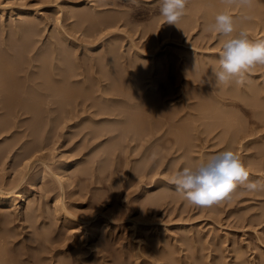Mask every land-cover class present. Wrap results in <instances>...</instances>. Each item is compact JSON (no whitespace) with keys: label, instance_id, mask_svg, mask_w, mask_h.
Wrapping results in <instances>:
<instances>
[{"label":"rangeland","instance_id":"obj_1","mask_svg":"<svg viewBox=\"0 0 264 264\" xmlns=\"http://www.w3.org/2000/svg\"><path fill=\"white\" fill-rule=\"evenodd\" d=\"M93 1L94 2H100L102 4V2L99 0H75V1L74 0H0V8L6 7L5 13L4 14L0 13V19L2 18L1 21L4 20V23H6L7 25L8 24L12 25L13 23L15 24L14 20H18V19H16V17H14V18L11 17L10 11L15 10L14 12L16 13L17 10H23V9L28 10L29 9V11L32 12L33 17L37 16V18H35V21L38 24H41V25H39L40 28H43V30H40V37L41 38H39V40H40V41H38L39 44L36 45L37 49L40 48L41 46H43L44 44L49 46V43L53 40L55 41L57 39L56 37H58V35H59L58 38L60 39V37H61L60 32H63L65 30L64 32L68 31V33L71 35V36H69V38H75L76 41H79L78 43L75 41L76 44L78 45L79 49H78V47H75L74 45L71 47H74V51L77 48L76 51L78 53L76 52V54L78 55V57H81L80 59L84 58V59H82L84 61L88 60V59L85 60V57L86 58H88L90 56L94 57V55L97 57L98 55H101L103 52H105V50L107 49V47L111 43L114 45L116 43L117 46L120 44L118 46V49L120 48L119 53L121 51L123 52V56H124L123 60H125V59L128 60L130 56L132 57V56L137 55V57H135V58L140 57L143 60L146 59L145 62L147 61L146 63H149V64L155 62L153 64L158 65L159 61H160V63H162L163 61L166 62V61L170 60V64H168V65L172 64V66H173V65H176L175 60H177L181 57V59L179 61L181 63L182 57L183 56L185 58L189 57V53H190V55H191L190 57L192 59H194L193 58L194 54L195 55L198 54L197 56L199 57L201 53H202L201 55H214V56H216L218 54L217 56L219 57V51L222 47V43H223V40L225 38L221 37L215 33H211L209 31L207 33L205 32V34L200 32V31H203L202 28L203 27L205 28V25H208V23H210V21H211V23L214 22V18H215L214 13H212L214 15L210 14V16H212V17H210L208 20L205 19L206 18V14H205L206 11L211 10L210 9L211 8V4H210L211 1H209V0H206V1L201 0L203 2H200V0H194V2H193V0L192 1L188 0L186 12L195 14L196 18L198 19L196 24L200 23V25H202V26H200L198 24V26L195 28L196 31H192L193 33L191 32L192 34H190L189 36L187 34L184 35L183 38L179 41L176 39V41L175 40L174 41L168 40L169 41L168 42L167 40L166 41L164 40L165 42H163V40H162V42H161L162 45H161V43H160V45H158L159 49H157V47H156L157 45L154 43L155 44L154 50H153L154 44L152 43V40L156 39V36H158V35L162 36V34L160 35V33H162V29L166 28L165 25H167V24L162 19L159 21L162 23V24L160 23L161 26H159L158 29H156L157 25L155 24L156 23L155 20L159 19L161 16H160V14L156 15L153 13V11H151L153 4H151V6H150L149 4L147 5V4L143 3L142 7L136 8L132 5H130L128 0H115L114 2H113V0H108L109 2H105L104 3L105 6H102V8H101L100 7L101 4L99 3L100 5H97V7L99 6V8H97V10L107 9L106 12L108 11L107 12L108 14H113V13H117V12L118 13L121 12L122 14L123 13H126V14L130 13V14H128V16H126V18L128 20L130 19V21L126 20L127 21L126 22V21L122 20L120 24L116 25L117 27L111 26L112 28L109 27L111 30H107V31L104 29V31L102 32L104 34V36L100 32L102 38L100 37V34L98 35L99 38L92 37L89 39L86 37L84 38L83 34H81L82 33L81 31L73 33V32H75L74 29L76 28V26L78 29H80L78 27V25H76L77 19H75V17H74V19L72 18V19L67 20L65 17V12H64V14L62 12L63 9L68 7L69 10H73V11H77V10L81 11L82 9H83V11L88 10V7H90V5H96V3L94 4ZM90 2H91V4H90ZM197 2H199L201 4H199ZM208 2H210V3H208ZM219 2H220V0H219ZM107 3H109V4H107ZM195 3L197 4V7H196ZM65 5H68V6H65ZM193 5L196 8H194ZM198 5H200V6H198ZM261 5L264 6V2ZM72 7H74V8H72ZM205 7H206V9H205ZM76 8H78V9H76ZM191 8H193V9L191 10ZM260 8H262L261 10H259L260 13L255 12L258 10L252 8V9H254L253 10V12H254L253 16H252L253 12L251 11V9L248 11L247 10H245V11L244 10H241V11L240 10L239 11L238 10H235V11L232 10V12H230L234 17L237 18V21L239 18H241L245 15H248V16L250 15L252 17L253 20L252 19L250 20V23H251L250 27L252 29H250V27L246 28V29H248L250 38L254 39V40L264 38V8L262 6H260ZM79 9H81V10H79ZM111 11H112V13H111ZM106 12H105V14H106ZM199 12H201V13H199ZM245 12H247L249 14H247ZM256 13H258V14L256 15ZM197 14H198V17H197ZM23 16H25V14ZM153 16H155V17H153ZM200 18H204V19H200ZM39 22H41V23H39ZM73 22H75V25L73 24V26H72ZM203 22L205 25H203ZM126 23H128V24H126ZM153 24L155 25V28H153L154 27ZM163 24H164V27H162ZM252 25H254V26H252ZM129 26H131V27H129ZM71 27L72 28L74 27V29H72ZM115 28H116V30H115ZM136 28H137V30H136ZM149 28L154 29V31L152 30V33L149 32L150 31ZM106 29H108V28H106ZM142 29H143V31H142ZM71 30H72V32H71ZM112 30H115V31H112ZM105 31H106V33H105ZM144 31L145 32L147 31L148 33L147 32L145 33ZM155 31H156V33H155ZM199 32H200V34H199ZM234 35H235V33H234ZM186 36H187V38H186ZM53 37H55V38H53ZM211 37H212V39H211ZM52 38H53V40H52ZM77 38H79V39L77 40ZM82 38L85 41H82L83 40ZM160 39H162V38H158L157 40L159 41ZM157 40H153V41L157 42ZM187 40H189V41H187ZM209 40H211V41H209ZM87 41L89 43H91L92 45L88 44ZM183 41H184V43H183ZM117 42H118V44H117ZM79 43L83 46L79 45ZM82 43H84V44H82ZM150 43L153 45H151ZM132 44L134 45V47L135 46L136 47L134 48ZM85 45H87V46L89 45V47H87ZM150 46H152V48ZM179 46H181V47H179ZM86 48H91L90 50H92V51H90V53L86 52V54L88 53L89 56L85 55L84 51ZM170 48H173V49H170ZM136 49H138V51L140 50L142 54L141 55L136 54V53H140V51L138 52ZM142 49L144 52H148V53L142 52ZM203 51H205V52H203ZM178 52H179V54H178ZM193 52H196V53L193 54ZM134 53H135V55H134ZM180 53H182L183 55ZM184 53L187 54L188 56L185 55ZM34 54H35L34 52H33V54L31 53V56ZM144 54H149L148 56H151V57H144L143 58ZM83 55H85V56L83 57ZM178 55L179 56L181 55V56L179 57ZM197 56H195L196 59H198ZM214 56H209L208 60H210V57L213 58ZM217 56H216V58H217ZM152 57H154L156 59H151ZM169 57H170V59H169ZM172 57H173V59H172ZM176 57H178V58H176ZM184 57H183V60L185 59ZM147 58H148V60H147ZM161 58H162V60H161ZM216 58L214 57L213 59L216 60ZM131 59H133V57ZM165 59H167V60L165 61ZM200 59H201V56H200ZM172 61H175V62H172ZM156 62H158V63H156ZM164 62L162 64H160L161 68H163L162 67L163 65L166 66L167 63H169V61L166 63H164ZM87 63L90 64V62H87ZM153 64H151V65H153ZM160 66H159V68H160ZM256 68H258V66ZM255 69H253V70H255ZM253 70H252V72H253ZM105 71H107V69ZM154 71L155 70H153V72H152V76L154 74ZM252 72L250 73V75H248V77H249L248 80H250L249 82H251L252 84L256 82L255 84H256V86H258L257 89L258 90L261 89V90H259L260 93L257 92L258 95L256 93L254 94V95H256V97H254V95L252 96V98H254V99H252L251 97H250V99L253 102H255L254 106H256V108H258V109L263 108L264 109V104H263L264 103V93H263L264 92V68L263 67L261 69L258 68L254 71L255 73H252ZM176 73L177 72H171V73H168L167 76L165 75V78L168 77L167 78L168 80L165 79V81H169L173 85L172 87L175 88V89L173 88L175 92L177 90H179L176 88H179L180 86L185 87V90H189V92L191 91V89H192L193 93H196V92H194L195 90L198 93L200 92V89H196L194 86V84L197 82H194V84H192L191 80H189L190 76H189V78H187L186 76H182L181 78H179ZM169 74H171V75H169ZM156 76H158V75L156 74ZM156 76L154 75V77H156ZM173 76H174V78H173ZM178 78H179V81L177 80ZM251 80L252 81L254 80V81L252 82ZM185 81H187V82H185ZM145 82H147V81H145ZM150 82L151 81L149 78V80H148L149 84H147V85H151ZM176 82H178V83H176ZM249 82H246L245 85L248 84ZM174 83H176V85ZM189 83H190V85H189ZM185 84L186 85L188 84V86H191V89H190V87L186 88ZM255 84H253V85L255 86ZM258 84H261V85H258ZM92 85H94V82L92 83ZM195 85L199 86L200 84L197 83ZM262 86H263V88H262ZM149 87L150 86H147L146 89H148ZM192 87L195 88V90ZM227 87L224 86V87H221V89L224 88L222 90H225L224 92H226V90H229V87L231 88V86H229L228 88ZM213 89H214V87L213 88L211 87L209 90L212 91ZM95 90H96V88H95ZM179 92L182 93L183 91L180 90ZM179 92L177 91L178 95H180ZM192 92H190V93H192ZM202 92L203 91L201 90L200 94ZM212 92H211V94H212ZM206 93L203 92L202 95H204ZM260 94L263 97L260 96ZM206 95H208V93ZM175 96H177V95H175ZM175 96H174V98L172 97L173 102H169L168 104H166V106L171 107V109H173V110H175V108L177 107V106L175 107L176 104L178 105V104L183 102L182 97L179 99V98H176ZM174 99H175V101H174ZM257 100H258V102H256ZM261 100H262V102H261ZM193 101H190V102H193ZM223 103L224 104L226 103V105L222 104L221 109L224 108V111L229 110L230 112H234V114H236L235 115L236 119L238 120L239 123H241V124L244 123L243 124L244 127L247 126L246 128L250 127V129H254L255 132L257 131L256 134L253 135V137H250L251 139L249 137H247L246 140L243 139L244 142H242V146L244 148L241 146V143H240V145H238L239 142H237L235 144V146L236 145L241 146V149H240V147L238 148L237 146L236 147L234 146V147L236 149L238 148L237 150L236 149L235 150L241 155V158L243 159L244 163L247 164L246 166H247L248 171L250 173V179L251 180H264V155H263L264 154V151H263L264 145L262 146V144L264 143V132H263L264 131V127H263L264 124L262 122H260V120L254 115V112L251 111L250 107L245 106V109L249 110V111L248 110L245 111V109L242 110L237 106L235 107V105H227L228 103L226 101H224ZM179 106L181 107V105H179ZM219 107H220V103H219ZM237 117H239V118H237ZM250 117H252V118H250ZM255 117H256V119H255ZM23 118H27L24 122L25 124L23 123L25 125L24 128L22 127L23 125L21 126V128L15 126L14 128H16V129L12 128V131H10V133H8V135H7V133H3V135L1 134L2 136L0 135V151L3 149L2 147H3V145H5V143H6V145L4 146L5 148L9 144H11L10 146H11V148H13L10 152V155L9 154L7 155L8 158L6 157L3 159L0 156V185H1L0 186V188H1L0 192L1 191L5 192L7 190V188L9 186H11L8 188V190L11 188L12 189L15 188V189H13V190L11 189L10 191L7 190L6 192H11V195L15 194L14 196H17L16 193H18V192L24 193L26 195V198H28L27 202L30 203V204H28L27 202L22 201L20 203V205H18V207L17 206L11 207L12 209H10L11 211L9 210L10 212L7 211L9 207H5L3 205H0V213L2 212V215H3L4 213L7 212V215L10 214L11 216L10 215L9 216L12 217L13 223L12 222L9 223L10 225L7 224V227H9L8 229H10L12 231V234H13V232H15L14 235L16 234L18 242L23 241L24 237L28 236L30 238L32 236L31 234H34V232L37 231L39 229V226H40L39 230H41L42 228H45V229L49 230V232L52 233V235L49 234V238H51L52 236L56 237L57 239L61 238L60 240H62L65 244H72V242H74V244L72 245L71 248H73L74 251L75 250L78 251V253L77 252L75 253L74 251H72V252L70 251L69 252L70 257L68 256L69 258H67V259H63V256L58 257L59 260H61V261H62V259L66 260L70 264L77 263V261H75V259H77V260L80 259L77 264H94V263L99 264L103 260H104L103 261L104 264L105 263L111 264V262H112V264H121L122 261H125V260H127L126 264H129V263H131V264H145V263L146 264H188V263L189 264H192V263L193 264H197V263L198 264H214V263L218 264L219 263L218 261L222 262L219 264H228V263L229 264H238V263L239 264H242V263L243 264H262L264 262V191L247 192V191H243L242 189H238L235 193L236 195L233 194V196H232L233 199L231 198L232 200L230 199V200L222 201V202L216 204L215 207H214V205L211 207H195V206L188 204L184 200V198L181 194L174 191L175 186L170 183L171 177L173 175H175L176 171L178 169H180L181 167L186 166L188 163H189L188 166H191V165L194 166L196 163H199L200 161L207 160L208 158L216 155L218 152H222V151L229 149V147H227L228 142L225 141L226 143L223 144L224 142L221 139L220 131L222 129L216 130L217 132H214L212 134V136L206 138L207 140H201V139L196 140V141L193 140L191 143L193 145H190V146L188 145V147L191 151L188 149V147L186 148L188 151L186 149L178 151V150H176V148H174V150H173L174 145L172 143L169 144L168 142L164 143V141H160V143L156 144V146L158 148H156L155 145H154L155 148H154V146H153V148L151 147L153 152L150 150L149 155L147 156L145 154L144 150L148 145H150L149 143L144 144V143H140V142H132V144H130L128 142L125 143V141L124 142L122 141V144L119 145L120 147L117 150H115V152L113 151V154L115 153V156L112 154H111V156H109L110 154L109 155H105V154L108 151L107 149H109L108 147H110L112 145L111 144V142L113 141L112 139H109V137L107 136L108 138L102 137L103 139H101V140L100 139H98V140L94 139L95 140L94 141V140L89 139L88 136L84 137V134H86L87 132H89L88 130H90V128L86 129L85 127L86 126L90 127V125L92 124L91 121L90 122L86 121L87 122V123H85V125L87 124L86 126L83 125L84 123L82 125L80 124L81 126L80 125H77V127L73 126L75 128L70 127V126H72L71 123L74 124L73 122H70V124H68V125L67 124H64V125H62V124H56L55 125L54 124L56 130H58L56 132L55 128L53 127L52 131L54 130L53 131L54 133L53 132L51 133V131L49 133L45 131L46 133H44L43 132L44 127H42V132L44 133V137L43 138L41 137L40 141H39V139H36L37 138L36 136H37V134H39L41 132H39V133L34 132V133H37L35 136L33 131L29 130L30 129L29 123H30V121H32V118H30V115H28V116L26 115ZM244 118H245V120H243ZM97 124L96 125L98 127L102 123H97ZM96 125L92 124L91 129H96L97 128V127L95 128ZM64 126H66V127H64ZM67 126L69 128H67ZM92 126H93V128H92ZM46 128H45V130H47ZM79 128H80V130H79ZM82 128H84V129H82ZM256 128H258V130ZM63 129H64V131H63ZM83 130H85V131L83 132ZM39 131H41V129ZM69 131H71V132H69ZM14 132H15V134L17 133L16 136L13 134ZM74 132L75 133L77 132V134L75 135ZM258 132H259V134H258ZM81 133H83V134H81ZM52 134H53L54 139L56 138L55 140L53 139ZM54 134H56L57 136L55 135L56 136L55 137ZM26 135H27V137H26ZM29 136H32V138ZM50 137H51V140H50ZM70 137H73V139ZM83 138H85L86 140ZM202 138H204V137H202ZM33 139H36V140H33ZM41 139H42V141H41ZM70 139H72V140H70ZM15 140H16V142H15ZM18 140L20 143H18ZM37 140L39 142H37ZM243 140H241V141H243ZM253 140H255V141H253ZM31 141H34V142H31ZM118 141H117V143H119ZM252 141H253V143H252ZM87 142L88 143L90 142V144H88ZM12 143H13V145L14 144H16V145L13 147ZM83 143L86 145V146L84 145L85 147L81 146V145H83ZM123 143L125 144V146ZM134 143L136 145L138 143L137 147H135L136 145ZM244 143H245V145H244ZM246 143L247 144L250 143V144L246 145ZM40 144H42V145H40ZM142 144H144L145 146H143ZM133 145H134V147H133ZM158 145H160V146H158ZM194 145H196V146H194ZM26 146H28V147L26 148ZM36 146H38L39 148L42 147L43 149L40 148L41 149L40 150ZM78 146L80 148L81 147L82 148L81 149L77 148ZM127 146L129 147L128 148L129 150L126 149ZM245 146H250L249 149L247 148L249 151L246 149ZM260 146H261V148H263V149H261L263 154H259L261 152ZM131 147H132V150H131ZM167 147H170V148L172 147V148L169 149ZM258 147H259V150H258ZM31 148H33V149L36 148L35 150L37 152H35V150H33V149L31 150ZM135 148L137 151L140 150L141 153L139 151L137 153ZM164 148H167V149H165V151H164L163 150ZM77 149L78 150L80 149V150L78 151ZM101 149H102V151H101ZM159 149H161V151ZM122 150H124V151H122ZM157 150H158V152H157ZM235 150H233V151H235ZM23 151H26V152L24 153ZM30 151H31V153H30ZM125 151H126V153H125ZM32 152H35V153H32ZM61 152L63 154H61ZM104 152H105V154H104ZM132 152H134V153H132ZM155 152H157V153L154 154ZM99 153H101V154H99ZM102 153H103V155H102ZM118 153L120 156L118 155ZM135 153H136V155H135ZM162 153H164V154H162ZM182 153H183V156H182ZM29 154H31V155H29ZM77 154H78V156H77ZM158 154H159V156H161L162 159H160ZM27 155H28V157H27ZM153 155L155 156V158H153L154 157ZM184 155L187 157H184ZM102 156H103V158H102ZM260 156H262V157H260ZM65 157H66V159H65ZM107 157H109V158H107ZM158 157H159V159H158ZM84 158H86L87 160ZM114 158H115V160H114ZM118 158H119V160H118ZM151 158H153V159H151ZM111 159H113V160H111ZM106 160H108L109 162ZM77 162H80V165H79L80 167L75 165ZM249 162H250V164H249ZM81 163H83V164L81 165ZM155 163H156V165H155ZM67 164H69V166ZM85 164H87V165H85ZM64 165H67V167H65V169H63ZM84 165L87 167L91 166L93 169L88 168L87 170L89 172L87 171L86 175L84 173L83 175L79 174L80 175L79 176L76 173V170L77 171L81 170V168H83ZM104 165H106V168ZM146 166H147V168H146ZM151 168L153 171L151 170ZM66 169H67V172H66ZM251 169H253V170H251ZM145 170H146V173H145ZM90 172H91V174H90ZM87 173H89L90 175ZM20 175H21V177H20ZM70 180H71V184L69 183ZM15 181L18 183L20 182V184L19 185H18V183L16 184ZM9 184H11V185H9ZM12 184L15 186H13ZM147 189H150V193L151 194L153 193L152 194L153 196H155V195L157 196V195H159V193H162V192H167V193H170L169 195L172 196V198L167 197L168 200H167V198L163 199L159 203L152 205L153 207L150 204V206L152 207V209H151V207L148 204L149 198H145V197L143 198ZM158 191H160V192H158ZM151 194H150V196H152ZM17 199H18V201H17V204H18L20 199L19 198H17ZM136 199H138V202L136 201ZM139 199L141 201H139ZM161 202H162V204H161ZM26 203L28 205H30L31 207L36 206L35 207L36 208V211H35L36 216L34 215V217H36V218L35 219L33 218L34 220L33 219L30 220L31 218L26 219L22 215L23 213L25 214V212L27 210L26 207L28 205ZM59 205H61L62 208H60ZM146 205H147V207H145ZM51 210L53 211V213ZM29 223L32 226L34 225L36 227H34V226L31 227V225ZM35 223H37V224H35ZM45 223H46V225H45ZM35 228H38V229H35ZM50 229H51V231H50ZM18 233L20 235H17ZM27 233H28V235H27ZM29 233H31V234L29 235ZM63 238H64V240H63ZM78 243H80V244H78ZM107 243H108V245H107ZM19 244H20V242L16 246L17 250L21 245V244L20 245ZM197 245H198V247H197ZM75 246H77V247H75ZM217 246H218V248H217ZM59 247H61V248H58L59 250L64 249V246H59ZM104 247H105V251L102 252L103 251L102 249ZM166 247H168V248H166ZM219 247H220V249H219ZM79 248H80V250H79ZM20 249H22V245H21ZM81 251H82V253H81ZM129 251H131V253ZM173 251H176V253L174 254ZM165 252H167V253L172 252L171 256H173V257L171 258V257L166 256V255L164 256L163 254H165ZM73 253L75 254V257H77V258L74 257ZM196 253H198V254H196ZM160 254H162V255L160 256ZM43 255L49 256V255H47V252H45ZM72 255H73V258L71 257ZM104 255H106L105 257H107V258L102 259V258H104ZM92 256H96V257H92ZM165 257H169V258H171L173 260L175 259V260L174 261L172 260V261H170V263H168L169 260L166 259ZM197 257H199V259ZM215 257H216V259H215ZM70 258H72V259H70ZM115 259H116V261H115ZM176 259L178 262L176 261ZM194 259H196V260H194ZM212 259H214V260H212ZM199 260H200V263H199ZM195 261H197V262L195 263ZM201 261H204V263ZM24 264H32V263H27L25 261ZM46 264H48V263H46Z\"/></svg>","mask_w":264,"mask_h":264},{"label":"bare ground","instance_id":"obj_2","mask_svg":"<svg viewBox=\"0 0 264 264\" xmlns=\"http://www.w3.org/2000/svg\"><path fill=\"white\" fill-rule=\"evenodd\" d=\"M99 1H101L102 4L100 2H94L93 1L94 4L96 3V5H90V7H88V10H84V11H83L82 8H81L82 10L79 9L81 11L69 10L68 7L63 9L62 12H63V14L65 12V17H66L67 20L68 19H72V18L74 19V17H75V19H77L76 25H78V27L80 29H78L77 26H76L77 29L76 28L74 29L75 26L73 28L71 27L72 29L75 30V32H73V33L81 31L82 32L81 34H83L84 38L85 37L89 38V39L92 38V37L99 38L98 35L100 34V32L102 33L104 31V29L106 31L107 30H111L110 28H112L113 26L115 27L116 25L120 24L122 20H124V21L128 20L126 18V16H128V14H130L128 12H127L128 14H126V13L122 14L121 12L120 13L117 12V13H113V14H108L107 13L108 11L106 12L107 9H105V10L104 9L103 10H97V8H99V6L97 7V5L101 4L100 7L102 8V6H105V4H104L105 2H109L108 0H99ZM114 1L115 0H113V2ZM204 1H206V0H204ZM209 1H211V3L208 2V3L211 4V8H210L211 10L210 11L208 10L205 13L206 14V18L205 19H207V20L210 17H212V16H210V14H212V13H214L215 16H216L217 13L222 12V11H230V12H232V10L233 11H235V10H238V11L239 10L240 11L241 10H244V11L247 10L248 11L250 9H251L252 12H253L254 9H256L258 11H255V12H259L260 13L259 10L262 9V8H260V6H262L264 8V6L261 5L264 2V0H254V2L251 5V7H247V8H243V9L239 8V6H232L231 8H229L228 6H226L222 2V0H220V2H219V0H209ZM193 2H194V0H193ZM200 2H203V1L200 0ZM197 3H199V2H197ZM90 4H91V2H90ZM107 4H109V3H107ZM144 4H147V5L149 4L150 6H151V4H153L152 8H151V11H153V13L156 14V15L160 14L159 13V5L157 3V0H144ZM199 4H201V3H199ZM65 6H68V5H65ZM198 6H200V5H198ZM193 7H194V5H193ZM196 7H197V4H196ZM196 7H194V8H196ZM72 8H74V7H72ZM78 8H76V9H78ZM252 8H254V9H252ZM192 9L193 8H191V10ZM205 9H206V7H205ZM5 11H6V7H1L0 8V13L1 14H4ZM14 11H10L11 12L10 14H11V17H13V18L16 17V19H18V20H14L15 24L12 22L13 23V24L11 23L12 25H9V24L7 25L6 23H4V20L1 21L2 18L0 19V135L1 134L3 135V133H7V135H8V133H10V131H12V128L16 129V128H14L15 126L21 128V126L23 125L22 127L24 128L25 127V125H24L25 123L24 122H25V120L27 118H23V117H25L26 115L27 116L30 115V118H32V121H30V123H29V128H30L29 130L33 131V133L34 132H38V133L41 132V133H39L41 136L39 134H37V133H34L35 136L37 134V136H36L37 138L36 139H39V141H40L41 137L42 138L44 137V133H46V132L49 133L50 131L52 133L54 131V130L52 131L53 127L55 128L54 124L55 125L56 124H62V125L67 124L68 125V124H70V122H73L74 124L71 123L72 126H70V127H73V126L77 127V125H80V124L82 125L83 123H84L83 125L86 126L87 125V124L85 125V123H87L86 121H89V122L91 121L93 125H96L97 123H102V124L99 125L98 127H97V125H98L97 124L95 126V128L97 127L96 129H91V125L92 124L90 125V127L86 126L85 128L86 129L90 128V130H88L89 132L84 134V137L88 136L89 139H91V140H94V139L95 140H98V139L101 140V139H103L102 137H107L108 136L109 139L113 140L112 141L113 143L110 141L112 145L110 147H108L109 149H107L105 147L108 150V151L106 150L107 152L105 151L106 154L104 152L105 155H109L110 154L109 156H111V154H112V155L115 156V153L113 154V151L115 152V150H117L120 147L119 145L122 144V141L123 142L125 141V143L128 142L130 144H132V142H140V143H144V144L145 143H149L150 145L147 144L148 146L144 150L145 154L148 156L149 155V151L150 150L152 151L153 146L154 145L156 146V144L160 143V141H164V143L168 142L169 144L172 143L174 145L173 146V150H174V148H176V150L179 151V150L186 149L188 147V145L189 146L193 145V144H191L193 140L194 141L199 140V139L207 140L206 138L212 136V134L214 132H217L216 130H219V129H222L221 130L222 132L220 131V133H221V139L224 142V143L222 142L223 144H225L226 143L225 141H227L228 142V146L227 147H229V149L235 150L236 146L238 148L240 147V149H241L242 142H244V140H246L247 137H249V138L253 137V135L256 134L257 131L255 132V130L254 129H250V127L246 128L247 126L244 127V125H243L244 123H242V124L239 123L238 120L236 119V116H235L236 114H234V112H230L229 110H227V111L225 110L224 111L223 107H222L223 109H221V105L224 104L223 103L224 101H226L228 103L227 105H235V107L237 106V107H239L242 110L245 109V106L250 107L251 111L254 112V115L260 120V122H262L264 124V109L263 108H261V109L256 108V106H254L255 102H253L250 99V97L252 98V96L255 93L257 95H258V93H260L259 90H261V89H259V90L257 89L258 86H256V84H255L256 82L253 83V84H255L256 87L251 82H249L250 80L247 81V82H249L248 84H246V85L244 84L245 86L243 85L242 87L233 84L231 86V88L228 86L229 90H226V92H224L225 90H222L224 88L221 89V87H224V86L217 87L215 85V78H214V76H212V69H213V67H217L218 68V60H217L219 58L217 56L218 54L216 55L217 56V58H216V56H214V55H201L202 54L201 53L200 54L201 59H200V56L198 57L197 56L198 54L195 55L194 53H196V52H193V54H194L193 58L194 59H192L190 57L191 55L189 53V57L185 58L183 56L185 58L184 60H183V57H182V62L181 63L179 62L180 59H181V57H180L181 55L180 56L178 55L180 58L175 60L176 62L172 61V62H175L176 65H173V66H172V64L168 65V64H170V60H168L169 63H167L166 66L163 65L162 66L163 68H161L160 64H162L164 61L162 63H160V61H159L158 65L157 64H153V63H155V62H153V63H151L153 65H151L149 63H146L147 61L145 62L146 59L143 60L140 57L135 58V57H137V55H135V53H134L135 56H132L133 59H131L132 57L130 56L131 58L129 57L128 60L127 59L123 60V58H124L123 52L122 51H121L122 53L120 52L122 54L121 55L119 53V49L120 48L118 49V46L120 44L117 46L116 43H115V45L111 43L110 45L108 44L109 46L107 47L105 52L102 51L103 53L101 55L97 54L98 55L97 57L94 54H93L94 57H91V56L88 57L89 56L88 53H90V51H92V50H90L91 48H86L85 51L84 50L83 51L85 52V55H88L87 56L88 58L85 57V60L86 59H88V60L84 61V60H82L84 58L80 59L81 57H78V55L76 54L77 48L74 51V47H71L73 45L75 47H78L76 42L78 43L79 41H76L75 38H69V36H71V35L68 33V31L64 32L65 30L63 32H60V34H61L60 35L61 36L60 39L58 38L59 35H58V37H56L58 40L56 39L54 41L53 38H55V37H53L52 38L53 41H51V42L49 41L50 43L48 42L49 46L44 44L45 46L43 45V46H41L40 48L37 49L36 45L39 44L38 41H40L39 38H41L40 37V30H43V28H40V26H39L41 24H38L35 21V18H37V16L33 17L32 12L29 11V9L28 10H26V9L17 10L16 13ZM105 12H106V14H105ZM111 13H112V11H111ZM199 13H201V12H199ZM245 13H247V12H245ZM24 14H25V16H23ZM214 14H212V15H214ZM247 14H249V13H247ZM253 14H254V12L252 13V16H253ZM257 14L258 13H256V15ZM153 17H155V16H153ZM197 17H198V14H197ZM162 19H163L162 17H160L159 19H156L158 22L155 20V22H156L155 24L157 25L156 29H158V27L161 26L160 25L161 22H159V21L162 20ZM200 19H204V18H200ZM239 19L237 21V28L238 29H239V27H245V28H249L250 27V24H251L250 21L241 22V20H239ZM197 20L198 19L196 18L195 14L186 12V15L183 17V19L180 21V23L178 25H176V26L175 25H168V24L165 25L166 28L162 29V33H160V35L162 34V36H159L157 34L158 36H156V39H153V40H157L158 38H162V39H160L159 41L157 40V42H154L152 40V43L153 44L155 43L157 45L156 46L157 49H159L158 45H160L162 40H163V42H165L166 40L167 41L168 40L169 41L170 40H173V41L175 40L176 41V39L179 41V40H181L183 38L184 35L187 34L189 36L190 34L193 33L192 31H196L195 28L198 26V24L200 25V23L196 24ZM128 21H130V19ZM75 22L72 23V26H73V24L75 25ZM39 23H41V22H39ZM126 24H128V23H126ZM164 24L162 25V27H164ZM209 24H211V21H210V23H208V25ZM203 25H205L204 22H203ZM208 25H205V28L204 27H203L204 29L202 28L203 31H200V32H202L204 34H205V32L207 33L208 31L206 30V28H207L206 26H208ZM131 26H129V27H131ZM200 26H202V25H200ZM252 26H254V25H252ZM106 28H108V29H106ZM153 28H155V25H154ZM250 29H252V28L250 27ZM115 30H116V28H115ZM115 30H112V31H115ZM136 30H137V28H136ZM149 30H150L149 32H151V33H152V30L154 31V29H152V28L151 29L149 28ZM106 31H105V33H106ZM142 31H143V29H142ZM71 32H72V30H71ZM200 32H199V34H200ZM155 33H156V31H155ZM103 36H104V34H103ZM100 37H101V34H100ZM186 38H187V36H186ZM78 39L79 38H77V40ZM211 39H212V37H211ZM82 41H85V40L83 39ZM187 41H189V40H187ZM209 41H211V40H209ZM87 43L92 45L88 41H87ZM183 43H184V41H183ZM82 44H84V43H82ZM117 44H118V42H117ZM153 44H151V45H153ZM155 44L153 45V50L155 49V47H154ZM79 45H81V44L79 43ZM161 45H162V43H161ZM81 46H83V45H81ZM85 46H87V45H85ZM87 47H89V45ZM133 47H134V45H133ZM150 47L152 48V46H150ZM179 47H181V46H179ZM78 49H79V47H78ZM170 49H173V48H170ZM136 50L138 51V49H136ZM33 52L35 54L31 56V53L33 54ZM86 52H88V53L86 54ZM142 52H144L143 49H142ZM203 52H205V51H203ZM144 53H148V52H144ZM182 53H180V54H182ZM136 54L141 55L142 53L140 51V53H136ZM178 54H179V52H178ZM85 55H83V57ZM148 55L149 54H144L143 58L144 57H151V56H148ZM185 55H187V54H185ZM195 56H197L198 59H196ZM209 56H214L216 58V60L213 59L214 57L213 58L210 57V60H208ZM176 58H178V57H176ZM151 59H156V58L152 57ZM169 59H170V57H169ZM172 59H173V57H172ZM147 60H148V58H147ZM161 60H162V58H161ZM166 60L167 59H165V61ZM168 61H166V62H168ZM87 62H90V64H88ZM166 62H164V63H166ZM156 63H158V62H156ZM159 66H160V68H159ZM260 67L264 68V66H258L259 69H261ZM258 68H256V69H258ZM106 69H107V71H105ZM153 70H155V71H154V74L152 76ZM255 70H253L252 73H255L254 72ZM171 72H177L176 74L178 75L179 78H181L182 76H186L187 78H189V76H190L189 80H191L192 84H194V82H197L198 84H200L199 86L198 85L196 86L195 84H197V83H195L194 84L195 88L196 89H200V92H201V90L203 92H205V93L207 92L208 95H206L207 94L206 93V94H204L205 95L204 96V95H202L203 92L200 94V92L198 93L195 90V88L192 87L195 90V91L194 90L193 91L196 92V93H193L192 89H191V86H188V84L187 85L185 84V86H186V88L190 87V89H191L190 92H192V93H190L189 90H185V87H181L179 85L180 87L176 88V89H179L177 91L179 92L181 90L183 92L182 93L179 92L180 95H178L177 91L176 92L174 91L175 88L172 87L173 85L169 81H165V79L168 78V77L165 78V75L167 76L168 73H171ZM156 74L159 77L156 76ZM154 75L156 77H154ZM169 75H171V74H169ZM249 75H250V73H249ZM149 78H150V81H151L150 82L151 85H147V84H149L148 83ZM173 78H174V76H173ZM179 78L177 79L178 81H179ZM145 81H147V82H145ZM91 82L92 83L94 82V85L96 87L94 85H92ZM185 82H187V81H185ZM176 83H178V82H176ZM176 83H174V84L176 85ZM189 85H190V83H189ZM258 85H261V84H258ZM147 86H150V87L148 89H146ZM94 87L96 88V90H95ZM211 87L212 88L214 87V89L212 90L213 92L209 90ZM262 88H263V86H262ZM211 92H212V94H211ZM175 95H177V96H175ZM174 96L176 98H179V99L182 97V101H183L182 103H180L178 105L177 104L175 105V107L177 106L175 108V110L171 109V107H169V106H166V104H168L169 102H173L172 101L173 100L172 97L174 98ZM260 96H262V95L260 94ZM254 97H256V95H254ZM252 99H254V98H252ZM174 101H175V99H174ZM190 101H193V102H190ZM256 102H258V100ZM261 102H262V100H261ZM219 103H220V107H219ZM179 105H181V107ZM224 105H226V103ZM247 110L248 109H245V111H247ZM256 117H255V119H256ZM237 118H239V117H237ZM250 118H252V117H250ZM243 120H245V118ZM42 127H44V131H43L44 133L42 132ZM64 127H66V126H64ZM263 127H264V125H263ZM45 128L47 130H45ZM67 128H69V127L67 126ZM73 128H75V127H73ZM80 128H79V130H80ZM92 128H93V126H92ZM40 129H41V131H39ZM64 129H63V131H64ZM82 129H84V128H82ZM256 129L258 130V128H256ZM55 130H56V128H55ZM85 130H83V132ZM57 131L58 130H56V132ZM69 132H71V131H69ZM259 132H258V134H259ZM13 134L16 136L17 133L15 134V132H14ZM76 134H77V132L75 133V135ZM81 134H83V133H81ZM27 135H26V137H27ZM55 135L56 134H54V136ZM29 137L32 138V136H29ZM52 137H53V134H52ZM202 137H204V138H202ZM70 138L73 139V137H70ZM36 139H33V140H36ZM53 139H54V137H53ZM72 139H70V140H72ZM83 139H85V138H83ZM50 140H51V137H50ZM241 140H243V141H241ZM255 140H253V141H255ZM39 141L37 140V142H39ZM41 141H42V139H41ZM117 141L119 143H117ZM253 141H252V143H253ZM15 142H16V140H15ZM31 142H34V141H31ZM237 142H239L238 145H240V143H241V146H238V145L235 146V144ZM18 143H20L19 140H18ZM84 143L81 146H84L85 145ZM42 144H40V145H42ZM88 144H90V142ZM144 144H142V145L145 146ZM248 144H250V143H248ZM248 144L246 143V145H248ZM5 145H6V143H5ZM5 145H3V147H2L3 149L1 148L2 150L0 151V156L3 159L6 158V157L8 158L7 155L8 154L10 155V152L13 149L10 146L11 144H9L6 148L4 147ZM15 145L16 144L13 145V143H12L13 147ZM137 145H138V143H137ZM137 145L135 147H137ZM160 145H158V146H160ZM244 145H245V143H244ZM263 145H264V143L262 144V146ZM124 146H125V144H124ZM128 146H127L126 149L129 148ZM155 146H154V148H155ZM194 146H196V145H194ZM27 147L28 146H26V148ZM36 147L39 148L38 146H36ZM133 147H134V145H133ZM245 147H246V149L247 148L249 149L250 146H245ZM40 148H42V147H40ZM77 148H80V147L78 146ZM156 148H158V147L156 146ZM167 148L171 149L172 147L171 148L167 147ZM167 148H164L163 150L165 151V149H167ZM263 148H264V146H263ZM263 148H261V146H260V151L261 152L260 153L258 152L259 154H263L262 150H261ZM32 149L33 148H31V150ZM35 149H33V150H35ZM161 149H159V150L161 151ZM188 149H189V147H188ZM131 150H132V147H131ZM135 150H136V148H135ZM258 150H259V147H258ZM101 151H102V149H101ZM122 151H124V150H122ZM138 151L140 152V150H138ZM138 151H137V153H138ZM23 152L25 153L26 151H23ZM35 152H37V151L35 150ZM35 152H32V153H35ZM157 152H158V150H157ZM157 152H155L154 154H156ZM30 153H31V151H30ZM125 153H126V151H125ZM132 153H134V152H132ZM61 154H63V153L61 152ZM78 154H77V156H78ZM99 154H101V153H99ZM159 154H158V156H159ZM162 154H164V153H162ZM29 155H31V154H29ZM102 155H103V153H102ZM118 155H119V153H118ZM135 155H136V153H135ZM182 156H183V153H182ZM27 157H28V155H27ZM159 157H160V159H162L161 156H159ZM159 157H158V159H159ZM184 157H187V156L184 155ZM260 157H262V156H260ZM102 158H103V156H102ZM107 158H109V157H107ZM153 158H155V156ZM153 158H151V159H153ZM65 159H66V157H65ZM84 159H86V158H84ZM111 160H113V159H111ZM114 160H115V158H114ZM118 160H119V158H118ZM106 161H108V160H106ZM250 162H249V164H250ZM69 164H67V165L69 166ZM82 164L83 163H81V165ZM188 164L187 165L185 164V165L188 166ZM67 165H64L63 169H65V167H67ZM75 165L79 166L80 162H77ZM85 165H87V164H85ZM85 165L83 166V168H81V170H78V171L76 170V173L78 175L79 174L83 175L84 173L86 175V172L88 171L87 170L88 168L93 169L91 166L87 167ZM155 165H156V163H155ZM104 166L106 168V165H104ZM146 168H147V166H146ZM151 170H152V168H151ZM251 170H253V169H251ZM66 172H67V169H66ZM145 173H146V170H145ZM87 174H89V173H87ZM90 174H91V172H90ZM21 175H20V177H21ZM15 183L17 184L18 182L15 181ZM69 183L71 184V180H70ZM19 184H20V182L18 183V185ZM9 185H11V184H9ZM13 186H15V185H13ZM9 187H11V186H9ZM8 188H7V190H8ZM11 189H9L8 191H10ZM13 189H15V188H13ZM6 191L5 192H2V191L0 192V205H3L5 207H9L8 210H7L8 212L11 211L10 210V209H12L11 207H14V206L18 207V205H20V203L22 201L23 202H27L28 201V198H26V195L24 193L18 192V193H16L17 196H14L15 194L11 195V192H6ZM160 191H158V192H160ZM150 194H151L150 193V189H147L146 193L143 196V198L144 197L145 198H149V200H148L149 201V203H148L149 206H150V204H151V206L155 205V204L159 203L161 200L166 199L167 197H171L172 198V196L169 195L170 193H167V192L159 193V195H157V196L156 195L153 196L152 195L153 193L151 194L152 196H150ZM17 198L20 199L18 204H17V201H18ZM167 200H168V198H167ZM136 201L138 202V199H136ZM139 201H141V200L139 199ZM28 204H30V203H28ZM161 204H162V202H161ZM35 207L34 206L31 207L30 205H28L26 207L27 210H26L25 214L24 213L22 214L23 217L26 218V219L31 218L30 220H32L33 218L35 219L36 218V217H34V215L36 213L35 212L36 211ZM59 207L62 208L61 205H59ZM145 207H147V205ZM152 207H151V209H152ZM214 207H215V205H214ZM52 213H53V211H52ZM0 214H1L0 215L1 216L0 217V264H24L25 261L27 263H32V264H46V263H48V264H70L69 262H67L66 260H63V259L69 258L70 257L69 252L70 251L71 252L74 251V249L71 248L72 245L74 244V242H72V244H65L62 240H60L61 238L57 239L56 237H53V236L51 238H49V234L52 235V233L49 232V230H47L45 228H42L41 230H39L40 229V226H39V229L35 228V229H38L37 231L34 232L35 235L29 233V235L31 234L33 237L31 236L29 238L27 236V237H24L25 240L23 239V241H19L20 244L22 245V249H20L21 245L19 244L20 247L17 250L16 246H17V244L19 242L17 241L18 239L16 237V234L14 235L15 232H13V234H12V231L10 229H8L9 227H7V224L12 222V217H10L11 216L10 214H9L10 216L7 215V212L4 213L3 215H2V212ZM46 223H45V225H46ZM35 224H37V223H35ZM33 226L31 225V227H33ZM34 227H36V226H34ZM50 231H51V229H50ZM17 235H20V234L18 233ZM27 235H28V233H27ZM63 240H64V238H63ZM78 244H80V243H78ZM107 245H108V243H107ZM59 246H64V249H62V250L60 249L59 250L58 248H61ZM77 246H75V247H77ZM197 247H198V245H197ZM166 248H168V247H166ZM217 248H218V246H217ZM219 249H220V247H219ZM79 250H80V248H79ZM102 250H103L102 252H104L105 251V247ZM45 252H47V255H49V256L43 255ZM74 252L78 253V251H76V250ZM129 252L131 253V251H129ZM81 253H82V251H81ZM171 253L165 252V254H163V255L164 256L166 255V256H169V257L172 258L173 256H171ZM173 253L175 254L176 251H173ZM196 254H198V253H196ZM73 255L75 257L74 253H73ZM73 255L71 256L72 258H73ZM161 255L162 254H160V256ZM59 256H61V257L63 256L62 261L58 259ZM105 256L106 255H104V258H102V259L107 258ZM92 257H96V256H92ZM169 257H165L166 259L169 260L168 263H170V261L173 260V259H171ZM72 258H70V259H72ZM75 258H77V257H75ZM197 258L199 259V257H197ZM215 259H216V257H215ZM79 260L75 259V261H77V263H78ZM194 260H196V259H194ZM212 260H214V259H212ZM103 261L100 262L99 264H104ZM115 261H116V259H115ZM176 261H177V259H176ZM196 262L197 261H195V263ZM201 262L204 263V261H201ZM218 262L222 263L220 261H218ZM77 263H75V264H77ZM126 263H127V260L122 261L121 264H126ZM199 263H200V260H199ZM111 264H112V262H111ZM129 264H131V263H129ZM262 264H264V262Z\"/></svg>","mask_w":264,"mask_h":264},{"label":"clouds","instance_id":"obj_3","mask_svg":"<svg viewBox=\"0 0 264 264\" xmlns=\"http://www.w3.org/2000/svg\"><path fill=\"white\" fill-rule=\"evenodd\" d=\"M139 8L144 0H128ZM231 8L251 7L254 0H222ZM159 13L168 25H178L186 15L188 0H157ZM251 16L240 18L250 21ZM207 31L224 37L219 51L218 68L213 67L215 85L243 86L249 73L257 66H264V38L251 39L246 28H237V18L230 11L217 13ZM235 33V35H234ZM170 183L184 200L195 207H211L230 200L238 189L247 192L264 191V180H251L241 155L231 149L217 153L194 166H183L171 177Z\"/></svg>","mask_w":264,"mask_h":264}]
</instances>
